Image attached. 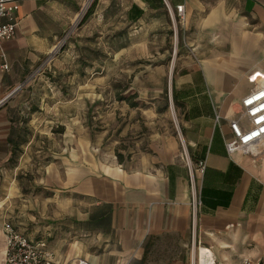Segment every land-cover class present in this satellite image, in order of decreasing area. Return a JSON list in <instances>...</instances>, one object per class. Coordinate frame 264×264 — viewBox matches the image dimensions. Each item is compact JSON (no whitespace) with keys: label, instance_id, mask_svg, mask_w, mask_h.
Wrapping results in <instances>:
<instances>
[{"label":"crops","instance_id":"0c3cea01","mask_svg":"<svg viewBox=\"0 0 264 264\" xmlns=\"http://www.w3.org/2000/svg\"><path fill=\"white\" fill-rule=\"evenodd\" d=\"M88 1L18 0L16 34L0 44V64L8 66L0 69V264L4 221L45 240L57 264L79 257L92 264L264 261V140L248 154L225 145L235 125L248 128L241 100L264 74V0ZM166 4L185 11L171 97L190 168L175 135L151 142L130 166L102 161L88 138L70 131L40 148L35 133L18 143V132L44 109L34 101L32 74L84 8L76 37L97 40L85 42L101 50L90 63L109 79V65L167 35ZM26 171L36 173L35 185Z\"/></svg>","mask_w":264,"mask_h":264},{"label":"rangeland","instance_id":"374dc122","mask_svg":"<svg viewBox=\"0 0 264 264\" xmlns=\"http://www.w3.org/2000/svg\"><path fill=\"white\" fill-rule=\"evenodd\" d=\"M92 1L89 0L87 6ZM87 10L83 9L60 39L52 57L42 61L32 74L34 101L44 104V109L32 125L29 123L27 134L31 137L35 133L40 148L43 146L41 141L47 144L48 136H67L70 131L88 138L102 161L119 160L128 166L132 165L133 158L136 160L145 152L144 148H149L151 142L166 135H175L182 148L179 116L171 97V72L175 61L176 65L178 63L175 57L182 40L183 22L177 17L171 18L167 12L170 23L167 35L152 40L154 43L148 45L149 48L134 49L122 64L109 65L106 75L109 79H106L100 73L101 65L90 63L89 59L101 56V50L85 45V42L93 45L97 40L84 35L76 37L78 33L82 34ZM139 52L142 57L133 59ZM120 96L128 97L138 106L132 107L128 100L119 99ZM166 99L168 105L165 108ZM52 106L56 107L49 108ZM40 119L52 122L40 126ZM30 172L23 175L28 186L35 185L32 176L36 173ZM199 259L195 256V260Z\"/></svg>","mask_w":264,"mask_h":264},{"label":"built area","instance_id":"2783aa9c","mask_svg":"<svg viewBox=\"0 0 264 264\" xmlns=\"http://www.w3.org/2000/svg\"><path fill=\"white\" fill-rule=\"evenodd\" d=\"M17 1L0 0V44L4 40L12 39L16 34L17 21L15 20L14 14ZM166 9L171 18L177 17L181 22L185 20L183 4L176 5L174 8L166 4ZM60 42L57 43L54 50L43 62L48 61L52 57ZM1 60H4V54L0 49ZM7 68L8 66L5 62L0 64L1 70H6ZM4 102L5 97H0V107ZM241 107L243 109V116L248 119L249 126L244 129L235 125V137L225 144L229 153L236 150H241L247 154L252 153L264 140V74L242 98ZM181 146L183 159L190 168V159L182 142ZM197 168L203 172L205 168L204 161H198ZM189 170L190 172L192 171L191 169ZM193 208L192 218L195 219L197 214L195 203ZM2 233L5 240L3 264H57L54 254L49 249L48 243L45 240L31 239L7 221H4L2 224ZM73 262V264H92L81 257L74 258ZM243 264H251V262L249 259H244ZM257 264H264V261L257 262Z\"/></svg>","mask_w":264,"mask_h":264},{"label":"trees","instance_id":"16d2710c","mask_svg":"<svg viewBox=\"0 0 264 264\" xmlns=\"http://www.w3.org/2000/svg\"><path fill=\"white\" fill-rule=\"evenodd\" d=\"M119 99H122V100H128V102L130 103V105L132 106V107H136V106H138V103L137 102H135V101H131L128 97H125V96H120L119 97ZM167 105H168V102H167V99L165 100V108L167 107ZM32 109L31 108H29V111H31ZM22 120L23 121H25L26 119L25 118H22ZM28 130L26 129V128H24V129H22L20 132H18V135H17V138H18V143L19 144H22V143H26L27 142V140H26V138H27V136H28V132H27ZM16 149V148H15ZM14 149V150H15ZM16 154H17V152H15V154H14V156H16Z\"/></svg>","mask_w":264,"mask_h":264}]
</instances>
